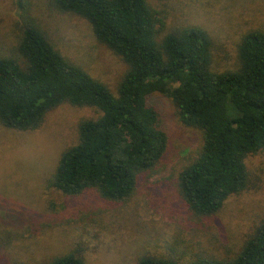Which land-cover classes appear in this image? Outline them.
Segmentation results:
<instances>
[{"label":"trees","instance_id":"obj_1","mask_svg":"<svg viewBox=\"0 0 264 264\" xmlns=\"http://www.w3.org/2000/svg\"><path fill=\"white\" fill-rule=\"evenodd\" d=\"M50 2L87 21L98 42L127 66L115 94L67 60L20 2L18 44L10 55H0V123L38 130L66 103L100 113L80 123L79 141L62 154L53 187L69 196L93 191L110 202L129 200L168 152L169 137L149 101L159 93L172 100L185 127L202 134L196 158L179 176L189 211L212 217L248 189L247 159L264 152V31L245 33L238 68L219 72L209 32L196 26L163 35L165 18L148 0ZM48 264L86 263L70 253ZM138 264H264V219L234 256L186 263L143 256Z\"/></svg>","mask_w":264,"mask_h":264},{"label":"rangeland","instance_id":"obj_2","mask_svg":"<svg viewBox=\"0 0 264 264\" xmlns=\"http://www.w3.org/2000/svg\"><path fill=\"white\" fill-rule=\"evenodd\" d=\"M21 1L67 60L116 94L127 66L98 42L87 21L60 12L50 0H0V55H10L18 44ZM148 2L165 18L163 35L196 26L208 31L219 72L238 68L245 33L264 31V0ZM149 101L169 137L168 152L122 203L93 191L69 196L51 184L62 154L79 141L80 123L98 118L97 110L62 104L34 131L0 123V264H48L70 253L86 264H138L143 256L186 263L241 251L264 219V152L247 159L248 189L231 196L216 215L196 217L181 197L179 176L196 158L202 134L180 122L166 96L156 93Z\"/></svg>","mask_w":264,"mask_h":264}]
</instances>
